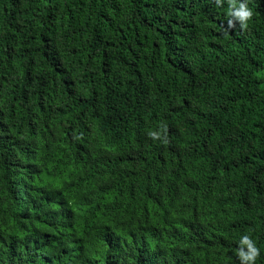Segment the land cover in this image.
<instances>
[{
	"label": "trees",
	"instance_id": "trees-1",
	"mask_svg": "<svg viewBox=\"0 0 264 264\" xmlns=\"http://www.w3.org/2000/svg\"><path fill=\"white\" fill-rule=\"evenodd\" d=\"M247 4L225 36L227 0H0V264H240L244 235L264 264Z\"/></svg>",
	"mask_w": 264,
	"mask_h": 264
},
{
	"label": "clouds",
	"instance_id": "clouds-1",
	"mask_svg": "<svg viewBox=\"0 0 264 264\" xmlns=\"http://www.w3.org/2000/svg\"><path fill=\"white\" fill-rule=\"evenodd\" d=\"M217 7H222L224 0H214ZM227 28L224 30V35L227 36L230 30L236 28L239 24L241 30L248 28V22L253 18V12L248 7L247 0H227ZM166 132V126L164 128ZM152 139H159V135L155 131L148 133ZM167 143V139L163 141ZM239 247L236 250V257L239 259L240 264H255L256 260L260 256V249L256 246L255 242L250 236L244 235L238 242Z\"/></svg>",
	"mask_w": 264,
	"mask_h": 264
}]
</instances>
